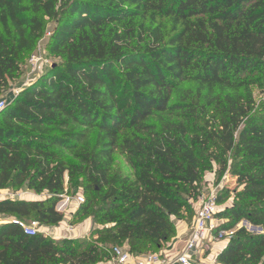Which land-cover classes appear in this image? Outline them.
<instances>
[{"label":"trees","instance_id":"trees-1","mask_svg":"<svg viewBox=\"0 0 264 264\" xmlns=\"http://www.w3.org/2000/svg\"><path fill=\"white\" fill-rule=\"evenodd\" d=\"M46 33L56 62L0 113V191L49 198L0 200V264H98L124 245L158 254L213 165L241 188L218 229L263 231L236 230L217 262L264 264V0H0V93ZM66 177L86 197L72 221L98 228L26 236L12 220L63 222Z\"/></svg>","mask_w":264,"mask_h":264},{"label":"rangeland","instance_id":"rangeland-1","mask_svg":"<svg viewBox=\"0 0 264 264\" xmlns=\"http://www.w3.org/2000/svg\"><path fill=\"white\" fill-rule=\"evenodd\" d=\"M53 28V25L51 23L47 24V31H51ZM48 42V38H43L41 39L36 46L35 51L32 54H35L38 57H49L46 51V45ZM53 65L56 61L51 59L50 57L48 58ZM29 60V59H28ZM26 60L22 66L23 74L22 76L17 79L16 81L12 82L9 84L8 88L5 89L2 93H0V100H6L9 102L12 97L16 96L18 92H20L23 88L28 86V74H29V61ZM51 65V66H52ZM50 66V67H51ZM35 80V78H34ZM253 96L255 99L256 104L259 106L261 103V95L259 94L258 90L256 88H253ZM232 158L230 157V165L232 166ZM115 168L121 170L122 172H126V168L123 164L122 159L119 156H115ZM213 170L212 171H205L203 175V180H202V190L201 194L206 195L208 193H214V196H220L223 195L222 197V204L217 206V212L218 211H223L225 209H231L236 205H240L237 200H235V195L241 190L240 187H238L236 183V178L231 174L232 170L228 171L221 179L220 181H217V178L215 177L214 173L216 170V166L213 165ZM65 186H66V193L62 197V199L58 202L56 205V210L64 215V220L63 222L57 226V227H63V232L67 229L68 226L71 227H77L78 225L82 224L86 220H92V218H86L82 221L79 222H74L72 221V216L73 214L77 211L79 206L83 203H78V198H81L85 201L86 197L83 194V190L81 187L76 186L74 187L73 184L69 183L68 178H65ZM25 192L24 189L21 190H3L0 191V200L4 199H18V198H24L28 196H23L21 193ZM49 198V195L47 193H42L38 194L35 196V199L38 200H45ZM194 214L193 216L185 215L183 216L182 220H178L176 218H173L172 221L174 222L175 226L177 225L178 222H181L188 226L189 228H193L198 210H199V203H195L192 205ZM4 218L0 217V222H3ZM28 221V220H27ZM221 224L224 222L223 220H218ZM94 222V221H93ZM244 221L240 222L236 230L238 229H245V231L252 236L261 234L263 231L258 232V231H251L248 227H246L243 224ZM26 224H29V222H25ZM48 228L54 229L55 227H45V226H39L38 227V232L43 233V232H48Z\"/></svg>","mask_w":264,"mask_h":264},{"label":"built area","instance_id":"built-area-1","mask_svg":"<svg viewBox=\"0 0 264 264\" xmlns=\"http://www.w3.org/2000/svg\"><path fill=\"white\" fill-rule=\"evenodd\" d=\"M50 33H46L44 38H49ZM49 57L43 58L32 54L29 58V74L28 85H30L34 78H38L43 75L52 65ZM19 92L16 94L18 95ZM7 106L6 100H0V113ZM78 203H84V200L78 198ZM197 202L199 203V210L192 228L190 237L186 242V251H195L198 248L203 247L208 242L223 241L228 242L235 234L236 229L224 231L219 230L220 222L215 218L217 213V205L214 193H208L206 195H200ZM12 223L17 225L23 230L26 236H34L38 233V224L31 222L26 224L25 222L12 220ZM111 255L115 264H162L160 257L157 254H145L142 256H136L130 254L127 250L121 247H114L111 250ZM179 264H188V258L185 255L180 256L177 259Z\"/></svg>","mask_w":264,"mask_h":264},{"label":"crops","instance_id":"crops-1","mask_svg":"<svg viewBox=\"0 0 264 264\" xmlns=\"http://www.w3.org/2000/svg\"><path fill=\"white\" fill-rule=\"evenodd\" d=\"M25 192L21 194L23 196H28L24 198H18L24 201H38L35 199L36 194L24 189ZM98 227L92 220H86L77 227L68 226L65 232H63V227H55L54 229L48 228V232H43L45 236H48L54 240L62 239H88L91 233ZM192 232V227L189 228L185 224L178 222L176 225V235L164 246V248L157 254L162 261V264H179L177 259L185 255L188 258V264H219L217 262L218 255L227 246V242L214 241L208 242L203 247L198 248L195 251H186V242L190 237ZM123 249L127 250L128 247L124 245ZM128 251V250H127ZM109 253L110 258L106 259L98 264H115L113 257L111 255V250ZM150 254V253H148ZM145 255V254H144Z\"/></svg>","mask_w":264,"mask_h":264},{"label":"water","instance_id":"water-1","mask_svg":"<svg viewBox=\"0 0 264 264\" xmlns=\"http://www.w3.org/2000/svg\"><path fill=\"white\" fill-rule=\"evenodd\" d=\"M243 224L246 227H248L251 231H258V232H261L262 231L261 228H259V227H253V226L249 225L248 222H246V221H244Z\"/></svg>","mask_w":264,"mask_h":264}]
</instances>
